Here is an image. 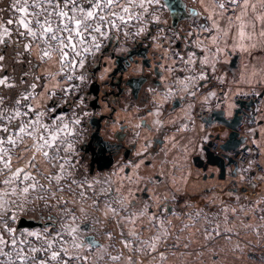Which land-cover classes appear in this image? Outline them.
<instances>
[{"label":"crops","instance_id":"crops-1","mask_svg":"<svg viewBox=\"0 0 264 264\" xmlns=\"http://www.w3.org/2000/svg\"><path fill=\"white\" fill-rule=\"evenodd\" d=\"M205 1L209 3L205 12L210 26L205 32L210 36L204 38L202 31L192 30L196 41L186 37L185 42L175 41L173 56L167 50L171 49L170 44L157 46L159 54L150 59L146 75L139 60L133 64L139 70L136 74L141 76L135 79L141 78L143 82L136 80L138 87H130L132 96L118 106L112 119L110 110L102 106L101 118L106 115L110 119H98L100 131L106 141L117 145L111 169L91 164V155L81 148L88 133L79 130L78 140L74 137L67 117L71 113L61 116L69 124L72 137H62L65 143L59 150H52L61 153L57 156L63 157L60 163L67 166V172L75 157H70L73 146L77 154L80 150L82 154L88 153L85 163L90 175L96 177V184L103 177L110 179L117 196L126 192L127 204L140 205L137 209L143 206L137 211L135 232L150 238L152 234L145 231L153 232L154 223L159 221L158 233L163 232L160 236L165 238L160 241V249L167 245L172 247L168 252H175L168 255L170 261L174 259L170 264H182L181 258L184 264H264V173L239 167L234 175L228 169L226 179L222 180L216 168H211L210 177L205 178L206 173L196 168L192 160L199 137L206 129L198 109L221 108L233 104L239 94L256 92L258 97L262 96L263 104L251 124V143L261 149L259 162L264 166V0H247L246 4L245 0ZM219 3H224L225 8H219ZM181 55L187 56L185 62ZM45 70L46 66L41 72ZM220 83L227 86L222 99L216 93ZM147 84L158 89L151 94V105L145 104ZM141 90L143 95L138 99ZM42 92L33 102L36 111L47 100L45 88ZM120 99L117 96L118 103L122 102ZM215 128L206 129V133L211 134ZM72 139L76 140L71 142ZM33 154L35 174L41 154L29 152L28 146L21 144L14 157L30 159ZM17 163L25 167L15 160V166Z\"/></svg>","mask_w":264,"mask_h":264},{"label":"rangeland","instance_id":"rangeland-1","mask_svg":"<svg viewBox=\"0 0 264 264\" xmlns=\"http://www.w3.org/2000/svg\"><path fill=\"white\" fill-rule=\"evenodd\" d=\"M0 2V19L2 21H7L9 18L15 20L19 14L11 9V0H0ZM121 3L125 4V0H121ZM3 5H5V9H3ZM207 5L209 3L205 0H160L159 5H146L147 11L134 8L132 11L136 18L130 20L127 25L117 21L119 30L112 28L111 25L102 27V31H106L110 38L105 40L98 35L97 38L101 42L100 50L96 52L95 56L85 54L84 67L71 70L64 69L62 71L56 57L47 63H41L38 48H34L31 55L23 53L22 45H17L14 42L17 36L13 33L9 46H0V54L5 57L4 61L0 62L2 64L0 77L7 76L10 82L17 87L11 89L0 87V96L4 97L3 107L8 110V114L15 111L14 99L28 88V84H20L19 79L24 72H29L30 75L24 77L29 83L33 82L34 77H40L35 90L37 93H43L44 88L46 93H48L46 89L55 93L52 99H47L40 106V110H37V112L46 111L47 108L56 106L54 112L45 115L44 122L51 123L50 117L71 113L70 116H67L71 123L76 119L80 121L79 124L72 123L71 125L74 137L78 140L77 136L80 131L81 133H88V129L83 126L86 121L90 120L89 122H91L93 118L104 119L107 117L105 115L101 118L102 106L109 109L110 104L113 103L111 100L113 97L118 108L123 102H126L128 97L132 96V88H130L129 82L138 76L141 77L136 74L139 70L137 65H133L135 62L137 63L139 60L138 63L143 70L145 69L143 75H146L149 70L150 59L159 54L158 47H162L163 44H170L171 49L167 50L169 55L173 56L172 45L175 41L182 39L185 42L187 41L186 38L196 41V38L191 35L192 30H197L199 33L201 25H207L208 29L210 28L205 12ZM114 11L119 13L121 9L114 8ZM193 12L199 15L193 16ZM111 19L115 20V17H111ZM176 22L182 23L180 29L173 26ZM5 26L12 29L15 24ZM169 26L172 28L168 30ZM141 29L142 31H140ZM138 32L139 34H137ZM201 35L205 38L209 37L210 33L202 31ZM207 51H210V48ZM18 53L20 55L17 58ZM190 54L191 51L187 56ZM187 56L181 55L182 61ZM80 59L81 57H75L77 63ZM28 60H31L32 65L38 67L32 68ZM18 61H23V63ZM44 66H46V70L41 72ZM81 75L85 77L84 80L77 79ZM67 76H71L72 79L66 80ZM46 77H54V79H58L59 83L55 82L54 79H46ZM42 80H47L43 88L41 87ZM147 86V90H144V98L147 102L145 104L151 105V94L158 89L153 87V84H147ZM65 89L67 91H64ZM142 95L141 90L138 99ZM117 96L118 99L122 98L120 99L122 100L121 103L117 102ZM33 102L35 101H30L32 105ZM34 115V113H30L28 116H23L21 121L19 118V120H13L11 123L5 121L9 133H0V135L16 133L18 126L24 120L34 118ZM107 119L110 118L107 117ZM76 139H72L71 142ZM200 139L201 137H199ZM32 143L33 141L29 137H25L24 145H27L28 149ZM81 144V148L86 151L87 147L84 141ZM20 149L21 145L12 152L13 157L14 152ZM51 150L49 151L52 154L55 152L56 156L61 154ZM70 151V157H75L71 159L70 172H63L64 178L60 181L59 186L54 183L49 184L45 178L61 174L59 165L62 164L60 163L63 159L62 156L60 158L57 156L58 159L52 163H48L42 156L39 161V170L35 174L32 172L34 167L25 168L26 171L31 172L36 177V180L44 186L47 192L54 194V198H49L45 192L30 191L27 198L22 197L19 200V207L12 206L9 215H15L16 220H10L9 226L15 230V235L24 238V234L34 232L40 233L45 239L54 238V249H58L61 245L68 249L66 255L62 253L64 260L67 261L69 256L74 257L69 261V264H165L166 258L168 264L173 262L174 259L171 261L168 259V255L175 253L173 251L168 252L172 247L167 245L162 249L159 247L160 241L165 239L160 236L163 232L158 233L160 222L154 223L153 232L148 229L145 231L147 234H152L150 238H146L143 233L135 232L133 226L137 224L136 219L139 215L137 211H141L143 206L137 209L140 205L127 204L125 199L129 195L126 192L118 193L117 196L110 179L103 177V181L98 180L96 184V177L90 175V168L85 163L88 159L86 157L88 153L83 152L84 154H82L80 150L77 154L74 146ZM49 156H51L50 153ZM15 160L14 157V167ZM66 168L67 166L64 165V170ZM117 168L118 165H116ZM50 173L52 174L49 175ZM4 178L0 177V180ZM0 191H3V186H0ZM39 196L44 198L40 199ZM11 199H15V197ZM11 199L9 203H11ZM140 217L142 216L140 215ZM45 229H47L46 232ZM71 229L77 231L71 232ZM136 230L140 231L139 228ZM58 233L59 235H57ZM74 236L80 245L79 247L73 246ZM173 239L176 240L177 237ZM28 240L36 247H40L42 243L35 237L28 238ZM89 241H94V243H89ZM148 249L150 252H144ZM180 262L184 264L182 258Z\"/></svg>","mask_w":264,"mask_h":264},{"label":"snow or ice","instance_id":"snow-or-ice-1","mask_svg":"<svg viewBox=\"0 0 264 264\" xmlns=\"http://www.w3.org/2000/svg\"><path fill=\"white\" fill-rule=\"evenodd\" d=\"M230 2L236 3V0H230ZM246 3L247 0H245ZM159 4L160 0H125V4H122L121 0H11V9L19 15L15 20L13 18L7 21L0 19V46L8 47L15 33L17 39L14 42L22 45L23 53L31 55L34 48L39 49L38 55L41 63H47L56 57L62 71L83 68L84 55L95 56L101 48V42L97 36L105 40L110 38L106 31H102V27L111 25L112 28L119 30L117 21L127 25L130 20L136 18L132 9L140 8L147 11L146 5ZM217 6L221 9L225 8L224 3H219ZM114 8H120L121 11L115 12ZM192 15L199 14L193 12ZM111 17H115V20ZM14 24L15 27L12 29L5 26ZM200 28L201 31H209L207 25H201ZM19 55L20 53L17 54V58ZM75 57H81L78 63ZM4 59V55L0 54V62ZM18 62L23 63V61ZM28 63L32 65L31 60H28ZM37 67V65H32V68ZM0 70H2V64H0ZM28 75H30L29 72H24L19 79V83L28 84V88L14 99L15 111L11 114H8V110L3 107L4 97L0 96V133H9L5 121L11 123L22 116L35 114L34 118L24 120L18 126L16 133L0 135V177H5L0 180V186H3V191H0V264H52V262L69 264L74 257L69 256L67 261L64 260L62 253L66 255L68 249L62 245L54 249V238L45 239L40 233L34 232H28L24 234V238H20L9 226L10 220H16L15 215H9L11 207H19V200L22 197L27 198L30 191L45 192L49 198H54L53 193L47 192L36 177L25 170L29 166L35 167L36 155L33 154L30 159L17 155L15 159L23 162L25 167H20L19 163L14 167L12 152L25 143V137H29L33 143L28 151L39 153L48 163H52L58 157L55 152L49 156V150H59L60 145L65 143L62 137L73 135L69 124L64 122L62 116L50 117L51 123L44 122L45 115L54 112L56 106L47 108L46 111H36L30 101L37 100L43 94L35 91L40 77H34L33 82L29 83L24 78ZM46 79L50 80L54 77H46ZM70 79H72L71 76L66 77V80ZM77 79L84 80L85 77L81 75ZM0 87L11 89L17 85L4 76L0 77ZM41 87L44 86L41 85ZM53 96H55L54 92H48L46 99H52ZM79 122V119H76L72 123L79 124ZM70 147L69 145V149ZM59 168L61 174L45 178L49 184L60 185V181L64 178V165L60 164ZM12 197L15 199H11ZM38 198L43 199L44 197L39 196ZM10 199L11 203H9ZM49 219L52 218L49 217ZM76 231V229H71V232ZM31 237L42 241L40 247L29 243L28 238ZM73 241L74 247L80 246L75 236ZM89 243H94V241H89Z\"/></svg>","mask_w":264,"mask_h":264},{"label":"water","instance_id":"water-1","mask_svg":"<svg viewBox=\"0 0 264 264\" xmlns=\"http://www.w3.org/2000/svg\"><path fill=\"white\" fill-rule=\"evenodd\" d=\"M177 25L178 23L176 22L173 26L176 28ZM136 80L142 81L141 79H132L129 82V85L134 89H136L139 84ZM135 96H137V93H135ZM261 98L262 96L258 99ZM258 112L259 108L256 99L250 101L235 100L233 104H227L223 105L221 108L212 109L208 117L200 119L202 125L208 130L212 129L213 126L222 128L219 129L216 135L214 133L209 134V131L206 133L205 129V133L203 135L201 134L200 137L205 139L207 143L205 144L199 141L196 146V154L193 156L192 160L196 168L206 173L205 178L210 177L209 171L211 168H216L218 177L222 180L226 179L228 169H232V175L236 174L240 167L236 157L240 152V148L243 147V150H245L251 143V124L256 121ZM100 123L98 119H93L91 121V125L97 128V130L92 133L87 149L95 157L99 169H108L113 164L112 153L116 145L106 141L100 134ZM244 123L249 128L248 132L250 138L241 135L238 131V127ZM247 140H249V143ZM215 145L222 151L221 154L213 150ZM214 176L215 172L211 174V177Z\"/></svg>","mask_w":264,"mask_h":264},{"label":"built area","instance_id":"built-area-1","mask_svg":"<svg viewBox=\"0 0 264 264\" xmlns=\"http://www.w3.org/2000/svg\"><path fill=\"white\" fill-rule=\"evenodd\" d=\"M3 9H5V5H3ZM169 27H168L169 29L172 28L171 26H169ZM216 93H217L219 99L224 98L225 94L227 93L226 84H224V83L218 84L217 88H216ZM258 98L259 97H258L256 92H249V93L239 94L238 96H236L235 100L250 101V100L256 99L257 100V106L261 107L263 104V101H262V99H258ZM111 100L113 103L110 104L109 109H110L111 116H112L113 113L116 111L117 107H116V104L114 103V97ZM197 112H198L197 114H198L199 119H204V118L208 117V115L211 113V110H209V109L207 110V109L200 107ZM93 119H95V118H93ZM89 121H86V123L83 124V126L86 129H88V137H87L86 141L84 142L86 147L88 145V142L91 138L92 133L97 130V128H94L92 125L90 126ZM213 127H216V128L214 130H212L213 131L212 133H214L216 135V133L219 131V128H218L219 126H213ZM100 128H99V131H100ZM238 131L241 133V135H244V136H247L250 138V136H249L250 134L248 132L249 128L245 123L238 127ZM100 134L104 137V139H106V137L102 134L101 131H100ZM199 141L201 143H205V144L207 143V141L203 138H201ZM247 141L249 143V140H247ZM86 150H87V148H86ZM213 150L218 154L222 153V151L216 145L214 146ZM228 154L232 155L230 153H228ZM260 154H261V149L258 146H256L255 144L250 143L249 147L247 149L243 150V147L240 148V152L237 155L236 160H237L240 167L245 168V169H251L256 174H263L264 173V166L259 162ZM93 164H95L94 160H93ZM112 166H114V164H112L109 168L111 169Z\"/></svg>","mask_w":264,"mask_h":264},{"label":"flooded vegetation","instance_id":"flooded-vegetation-1","mask_svg":"<svg viewBox=\"0 0 264 264\" xmlns=\"http://www.w3.org/2000/svg\"><path fill=\"white\" fill-rule=\"evenodd\" d=\"M42 85L43 86H45L46 85V82H47V80L45 81V80H42ZM117 148V145L115 146V149ZM115 149H114V151H115ZM90 155H91V157H92V160L90 161L91 162V164L95 167V165L97 166V164H96V160H95V157L93 156V154H91L89 151H88V149L86 150ZM112 151H113V149H112ZM113 157V156H112ZM93 160H94V162H95V164H93Z\"/></svg>","mask_w":264,"mask_h":264},{"label":"bare ground","instance_id":"bare-ground-1","mask_svg":"<svg viewBox=\"0 0 264 264\" xmlns=\"http://www.w3.org/2000/svg\"><path fill=\"white\" fill-rule=\"evenodd\" d=\"M141 79V78H140ZM112 156H113V153H112Z\"/></svg>","mask_w":264,"mask_h":264}]
</instances>
